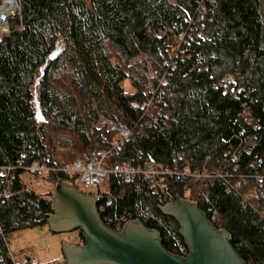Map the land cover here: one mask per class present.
I'll list each match as a JSON object with an SVG mask.
<instances>
[{
    "label": "trees",
    "instance_id": "1",
    "mask_svg": "<svg viewBox=\"0 0 264 264\" xmlns=\"http://www.w3.org/2000/svg\"><path fill=\"white\" fill-rule=\"evenodd\" d=\"M20 4L21 15L0 38V167H14L8 184L0 170V194L7 190L0 196V264H15L13 233L43 227L53 213V193L28 187L25 168L73 162L60 159L64 134L87 152L111 148L103 137L113 140L117 131L97 130L101 115L131 131L108 166L150 157L181 169L208 168L213 176L200 182L169 177L171 194L196 202L217 229H226L244 261L264 264V0ZM55 50L59 55L50 60ZM140 56L167 72L146 112L133 106L150 97L146 60L132 63ZM126 80L132 90L122 85ZM46 176L79 188L75 177ZM109 187L114 204L108 209L158 230L169 252L188 254L179 223L161 211L144 176L127 182L111 175ZM25 264L40 263L27 258Z\"/></svg>",
    "mask_w": 264,
    "mask_h": 264
},
{
    "label": "water",
    "instance_id": "2",
    "mask_svg": "<svg viewBox=\"0 0 264 264\" xmlns=\"http://www.w3.org/2000/svg\"><path fill=\"white\" fill-rule=\"evenodd\" d=\"M6 19V15L2 16ZM55 50L50 55L54 60ZM102 196L86 193L73 183L58 180L52 195L51 231L65 234L81 230L83 245L63 242L66 264H249L232 246L226 229H217L196 202L176 196L161 211L177 220L188 247L185 256L169 252L160 232L141 220L128 221L121 231L107 226L98 210Z\"/></svg>",
    "mask_w": 264,
    "mask_h": 264
},
{
    "label": "built area",
    "instance_id": "3",
    "mask_svg": "<svg viewBox=\"0 0 264 264\" xmlns=\"http://www.w3.org/2000/svg\"><path fill=\"white\" fill-rule=\"evenodd\" d=\"M137 60H146L147 62L148 69L145 71L143 70V72L147 77L146 89L150 93V97L144 102L134 103L133 106L136 109H141L146 112L149 108L154 106L157 96L161 94L167 80V72L160 73L153 67L152 62L144 56L138 57L135 61ZM230 80V77L225 78V81ZM95 128L97 130L105 128L107 132L117 131L113 140H110L107 135H104L103 137V142H111V148L86 152L65 166L48 165L47 163L35 161L25 168L26 172L35 178L37 184H40V178L46 176L49 173H62L70 177H75L77 184L81 187L93 190H98L102 184L110 178L111 175L122 177L127 182H133L138 176L142 175L145 179H147L149 186L157 196V200L160 205H165L175 200L168 188L169 177H189L195 181H198L203 176H213L210 171L209 173L207 172L206 168L192 169L187 167L185 169H181L178 167L177 163H175L173 166L157 164L150 157L144 158L143 162L140 164H133L130 161H122L108 166L106 163L108 157L121 144L125 143V141L129 138L131 131L119 130L117 124L112 119H109L104 115L100 116L99 121L95 124ZM178 157L180 158L181 155ZM13 169L14 167L11 164L0 167L2 173L5 174V178L2 182L5 184L10 182L9 173ZM58 180L69 182L68 180L61 177ZM2 195H7V190H4L0 194V196ZM97 195L102 196V199L100 200L101 203L99 202L98 204V210L101 214L103 222L107 226L117 231H121L125 224L131 220L130 217L127 214H117L116 209H108L112 204H114L110 188L98 192ZM39 228L44 231L43 227ZM66 235V241L72 245H83L85 242L81 230H75L66 233ZM9 254L14 260L15 264L22 263L17 260L19 251L10 248ZM24 255H27V253ZM26 262L27 261H24L22 264H25ZM45 264H66V260L64 257H62L59 260L51 261Z\"/></svg>",
    "mask_w": 264,
    "mask_h": 264
},
{
    "label": "rangeland",
    "instance_id": "4",
    "mask_svg": "<svg viewBox=\"0 0 264 264\" xmlns=\"http://www.w3.org/2000/svg\"><path fill=\"white\" fill-rule=\"evenodd\" d=\"M17 1L20 7L19 12L16 14L18 9L15 7L16 15H11L8 18V22L6 24L0 21V38L3 37L4 35H7L10 32L12 20H15L17 17L21 15L22 7L20 4V0H17ZM115 58L116 57L111 58V61L113 63H115V60H116ZM134 62H136V64L138 63L137 65H140L139 61L133 60L132 63ZM122 85L124 86L126 90H132L129 81L127 80L124 81ZM57 144H58V152L60 153V159H62L65 162H67L69 159L73 157L74 159H76L80 157L82 154L87 152V149L83 147L82 143L80 141H77L70 135H66V134L61 135L58 138ZM71 154H73L72 157H71ZM206 169H207V172L209 173L210 170L208 168ZM228 172L226 171L224 174L226 173L228 174ZM23 178L27 186L30 188H33L38 193L47 194L48 192L50 193L54 192L55 185L52 182H49V180L47 179V176L40 178V184H37L35 178L28 173L24 174ZM207 178L209 177L203 176L197 182H200ZM78 186L80 190L86 193L97 192V190L85 189L81 187L80 185ZM109 188H110L109 179H107L102 184V186L99 188V190L104 191ZM184 199L190 200L187 197ZM43 229L44 231H42L39 227L28 228V229L21 230L19 232H15L9 237L10 248L19 251V254L17 255L18 261L22 263H24V261H27L28 257L27 255H24L26 253H30L33 260L37 262H41L43 264L51 262V261H56L62 258V254H63L62 242L66 240V236H67L66 233L65 234H55L51 231L48 224H45L43 226Z\"/></svg>",
    "mask_w": 264,
    "mask_h": 264
},
{
    "label": "bare ground",
    "instance_id": "5",
    "mask_svg": "<svg viewBox=\"0 0 264 264\" xmlns=\"http://www.w3.org/2000/svg\"><path fill=\"white\" fill-rule=\"evenodd\" d=\"M9 3H11V4H9ZM15 7L18 9L17 12H16ZM19 9L20 8H19V4H18L17 0H10L8 3L0 5V21L2 23L6 24L8 22V18L11 15H16L19 12ZM15 12H16V14H15ZM3 15H6V19H2Z\"/></svg>",
    "mask_w": 264,
    "mask_h": 264
},
{
    "label": "crops",
    "instance_id": "6",
    "mask_svg": "<svg viewBox=\"0 0 264 264\" xmlns=\"http://www.w3.org/2000/svg\"><path fill=\"white\" fill-rule=\"evenodd\" d=\"M64 241H65V240H64ZM64 241H63V242H64ZM63 242H62V252H63ZM27 257L30 259L31 262H36V263L43 264V263H41V262H37V261L33 260V258H32V256H31L30 253H27ZM62 257H64L63 254H62Z\"/></svg>",
    "mask_w": 264,
    "mask_h": 264
}]
</instances>
